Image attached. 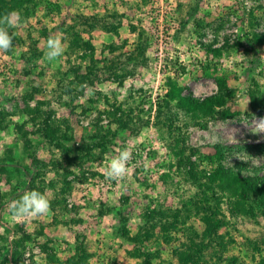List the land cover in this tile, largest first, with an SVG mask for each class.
Instances as JSON below:
<instances>
[{"label": "rangeland", "instance_id": "1", "mask_svg": "<svg viewBox=\"0 0 264 264\" xmlns=\"http://www.w3.org/2000/svg\"><path fill=\"white\" fill-rule=\"evenodd\" d=\"M36 2L15 10L21 23L12 30L13 47L0 51V111L9 112L7 129L0 126V166L7 167L0 171V264H14L18 227L33 237L18 249L22 264H63L78 246L93 254L88 264H139L127 253L133 244L116 230L123 218L135 233L146 208H181L183 198L200 191L181 176L166 184L161 179L169 156L155 126L159 120L174 115L188 123V144L203 153L213 152L217 143L264 142V109L250 107L251 91L264 96V0ZM50 37L60 39L64 48L51 62L45 57ZM170 80L184 95L223 99L198 119L207 127L193 123L178 98L170 99ZM39 102L45 115L33 122L23 109ZM108 110H119L131 129L111 123ZM223 110L237 115L222 119ZM139 117L150 124L136 131ZM96 124L107 130L102 142L92 136ZM25 132L35 148L32 172ZM55 132L59 138L52 141L49 134ZM67 132L74 134L72 141L61 138ZM59 141L72 150L88 149L85 164L68 165ZM124 147L133 153L128 173L110 181L106 169ZM223 162L244 176L264 175L260 148L235 149ZM65 173L72 189L62 192L48 185ZM30 179L50 202L59 198L65 207L14 220L8 204L32 190ZM225 199L222 210L238 230L230 228L235 242L227 259L264 264V213L233 212ZM41 226L43 235L38 234ZM46 243L58 259L47 257ZM163 244V257L173 259L171 244Z\"/></svg>", "mask_w": 264, "mask_h": 264}, {"label": "trees", "instance_id": "2", "mask_svg": "<svg viewBox=\"0 0 264 264\" xmlns=\"http://www.w3.org/2000/svg\"><path fill=\"white\" fill-rule=\"evenodd\" d=\"M28 4L36 5L37 2L36 0H0V16L13 12L19 7L27 9L29 7ZM56 5L58 6L59 4L56 3ZM197 24L200 28L202 27L200 20ZM67 28L68 26L62 27L64 30ZM169 85L171 89L169 91L170 99L172 97L178 98V103L190 110L191 117L195 119L192 120L193 123L204 128L207 127L206 124L198 119L203 118V115L211 113L212 105L222 103L223 99L216 94H211L204 98L184 95L182 94V88H178V83L175 80H170ZM250 94L251 109H264V96L259 93L257 94L255 91H251ZM23 111H26L28 115H33V122L35 120L43 121L45 110L42 107V102H39L34 107L25 108ZM118 111L108 110L107 114L111 119V123L116 122L120 127L123 126L125 129H131L130 124L127 125L128 122L124 121L123 116L119 115ZM121 114L123 113L121 112ZM236 115L237 112L235 111L223 110L220 117L222 119H229ZM7 116H9V112L0 111V126L3 129H7L8 127L9 121L6 119ZM47 120L48 118L45 119V121ZM136 122L139 123L135 128L136 131L150 124L148 118L142 121V118L139 117ZM47 125L52 126L49 121H47ZM188 125V123L182 122L181 118L174 115L161 119L155 124L159 137L166 146L169 156L168 162L163 160L165 172L161 175V179L166 184L169 181H175L176 177L181 176V178L193 184L197 189L200 188V191L198 190L191 199L183 198L181 208H166L161 204L156 208H146L142 214L144 222L135 233L131 231L125 218H123L124 221H121L120 226L116 228V230H119L121 236L128 240L127 242L133 244V250L127 251V253L132 257H137L140 260L139 264H174L173 259H176L181 264H224V262L235 264L236 258L227 259L225 254L231 244L235 242L230 228L238 230L230 219H226V214L221 207V200L223 197H226L225 201L233 212H239L244 215L249 213L253 217L259 211L264 213V175L254 177L244 176L240 174V171L232 170L223 162V158L227 156L228 152H232L235 149L260 148L264 150V142H246L242 144L217 143L213 146V152L203 153L200 152L198 147L188 144ZM93 127V138H100V142L106 140L107 130L103 126H97V124ZM24 135L28 148L32 149L30 154L34 161L28 166L29 171L32 172L33 166L37 165L34 155L35 148L27 133ZM49 135L52 141L59 138L56 132ZM61 138L72 141L74 134L67 132ZM59 145L62 151L65 152V159L68 165L77 161H79L78 164L80 166L85 164L88 149L82 147L78 150H72L71 147H66L62 141H59ZM74 150L77 151L75 152L77 154L75 157L71 153ZM1 158L0 155V165H2ZM240 165L242 167V163ZM6 169L7 167L3 166L2 168L0 166V171H6ZM67 175L68 173L63 174L64 177L61 180L53 179L48 185L55 190L60 187L59 191L62 192L72 189V182L67 180ZM32 179H35V177L33 176ZM32 179L29 181L30 190H36L32 186ZM50 203L54 210H56L57 206L65 207L64 201H61L59 198H55ZM55 216H58V212ZM74 219L72 218L71 220ZM15 233L20 234V237L14 240V244L12 243L14 251L12 252V260L14 264H22V256L20 253H17L18 249L24 244L21 242L25 240L31 241L33 237L32 234L27 233L22 227H18ZM44 233L45 227L41 226L38 234L43 235ZM178 235H180V238L177 237ZM175 240L178 242L172 244ZM163 241L168 245L171 244L173 259L163 257ZM153 242L154 245L152 246L151 243ZM256 247H259V245ZM43 250L46 251L49 259L57 258L55 253L49 252L48 243L45 244ZM258 250L260 251L261 247ZM92 256L93 254L78 246L76 251L62 263L88 264L89 258ZM8 257L9 254L5 253L4 258L9 259ZM262 260L264 263V259Z\"/></svg>", "mask_w": 264, "mask_h": 264}, {"label": "clouds", "instance_id": "3", "mask_svg": "<svg viewBox=\"0 0 264 264\" xmlns=\"http://www.w3.org/2000/svg\"><path fill=\"white\" fill-rule=\"evenodd\" d=\"M21 23L18 12H9L0 16V51H10L13 47L15 33L12 31ZM64 52L60 39L50 37L47 41L45 57L48 61H55ZM132 150L124 147L110 161L105 177L110 181L123 180L128 173V164L132 159ZM9 213L14 220L34 218L49 214L51 203L49 198L38 190L24 191L18 199L11 200L8 204Z\"/></svg>", "mask_w": 264, "mask_h": 264}]
</instances>
